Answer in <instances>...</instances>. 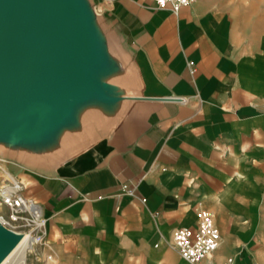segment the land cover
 <instances>
[{"label": "crops", "instance_id": "1", "mask_svg": "<svg viewBox=\"0 0 264 264\" xmlns=\"http://www.w3.org/2000/svg\"><path fill=\"white\" fill-rule=\"evenodd\" d=\"M89 3L127 98L82 106L48 149H3L43 221L28 264H190L171 238L199 209L218 244L195 264H264V10Z\"/></svg>", "mask_w": 264, "mask_h": 264}, {"label": "water", "instance_id": "2", "mask_svg": "<svg viewBox=\"0 0 264 264\" xmlns=\"http://www.w3.org/2000/svg\"><path fill=\"white\" fill-rule=\"evenodd\" d=\"M89 0H0V148L48 149L82 106L127 96ZM22 234L0 222V261Z\"/></svg>", "mask_w": 264, "mask_h": 264}, {"label": "built area", "instance_id": "3", "mask_svg": "<svg viewBox=\"0 0 264 264\" xmlns=\"http://www.w3.org/2000/svg\"><path fill=\"white\" fill-rule=\"evenodd\" d=\"M157 6L169 5V10L176 12L181 5L190 4L193 0H153ZM9 185L0 187V203L8 210L7 218L0 216V222L4 226H9L10 223L23 222L24 224H35L31 228L39 230L43 224L42 219L37 216V209L34 204L23 199L18 194L19 185L15 181H9ZM122 189H126V185H121ZM129 194L131 189L126 190ZM197 223L194 228L177 227L172 232V246L177 251L179 256L190 264H195L207 257L215 250L218 244V232L214 226L211 214L205 209H199L196 213ZM36 219V221H35ZM29 234V233H26ZM31 235V234H30ZM32 236V235H31ZM34 243L40 241L39 234L32 236ZM231 258H226L218 264H231Z\"/></svg>", "mask_w": 264, "mask_h": 264}, {"label": "rangeland", "instance_id": "4", "mask_svg": "<svg viewBox=\"0 0 264 264\" xmlns=\"http://www.w3.org/2000/svg\"><path fill=\"white\" fill-rule=\"evenodd\" d=\"M218 3H227L228 6L235 8V10H264V0H216ZM3 150L0 148V187L4 185H9V180L6 178L4 172L2 169L4 168L5 159L3 157ZM0 216L3 218H7L8 216V210L7 208L0 203ZM35 218V217H34ZM36 221V219H35ZM35 224H24L23 222L19 223H10L9 226H6L7 228L22 233L23 235L26 233L31 234L32 236H35V232L38 231L37 229H34L33 232H31V228ZM30 257V251L28 250L26 253V264H28V259Z\"/></svg>", "mask_w": 264, "mask_h": 264}, {"label": "bare ground", "instance_id": "5", "mask_svg": "<svg viewBox=\"0 0 264 264\" xmlns=\"http://www.w3.org/2000/svg\"><path fill=\"white\" fill-rule=\"evenodd\" d=\"M4 174L8 177L6 172ZM37 216L38 214L36 216L34 215L35 218ZM33 244L35 243L30 234H22L18 243L1 259L0 264H26V253L28 250L30 251Z\"/></svg>", "mask_w": 264, "mask_h": 264}]
</instances>
